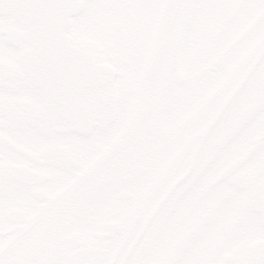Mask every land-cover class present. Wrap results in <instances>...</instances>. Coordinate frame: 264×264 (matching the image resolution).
I'll use <instances>...</instances> for the list:
<instances>
[{
	"label": "snow or ice",
	"instance_id": "snow-or-ice-1",
	"mask_svg": "<svg viewBox=\"0 0 264 264\" xmlns=\"http://www.w3.org/2000/svg\"><path fill=\"white\" fill-rule=\"evenodd\" d=\"M0 264H264V0H0Z\"/></svg>",
	"mask_w": 264,
	"mask_h": 264
}]
</instances>
